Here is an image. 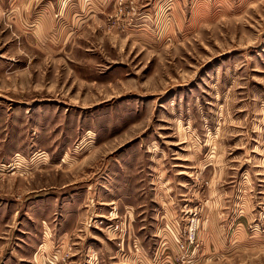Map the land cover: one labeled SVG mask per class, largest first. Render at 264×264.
I'll list each match as a JSON object with an SVG mask.
<instances>
[{"label": "rangeland", "instance_id": "rangeland-1", "mask_svg": "<svg viewBox=\"0 0 264 264\" xmlns=\"http://www.w3.org/2000/svg\"><path fill=\"white\" fill-rule=\"evenodd\" d=\"M58 5L62 50H0V249L264 264V0Z\"/></svg>", "mask_w": 264, "mask_h": 264}, {"label": "crops", "instance_id": "crops-1", "mask_svg": "<svg viewBox=\"0 0 264 264\" xmlns=\"http://www.w3.org/2000/svg\"><path fill=\"white\" fill-rule=\"evenodd\" d=\"M59 2L60 0H0V50L6 52L5 57L9 52L12 56L19 57L21 51H36V48L44 54L63 49L67 31L72 27L68 21L71 12L58 8ZM80 14L79 19L83 20L85 16ZM80 25L84 26L83 23ZM45 239L38 240L34 249L28 250H21L19 244L18 249L7 252L2 246L0 264L43 263L44 254L48 251L42 253L38 246L43 243V249L46 250Z\"/></svg>", "mask_w": 264, "mask_h": 264}]
</instances>
